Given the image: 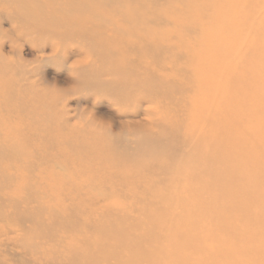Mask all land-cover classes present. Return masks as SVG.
<instances>
[{"label":"rangeland","instance_id":"obj_1","mask_svg":"<svg viewBox=\"0 0 264 264\" xmlns=\"http://www.w3.org/2000/svg\"><path fill=\"white\" fill-rule=\"evenodd\" d=\"M0 264H264V0H0Z\"/></svg>","mask_w":264,"mask_h":264},{"label":"bare ground","instance_id":"obj_2","mask_svg":"<svg viewBox=\"0 0 264 264\" xmlns=\"http://www.w3.org/2000/svg\"><path fill=\"white\" fill-rule=\"evenodd\" d=\"M100 2H102V1H100ZM113 4V3H112ZM111 4V5H112ZM198 4V3H197ZM123 8V7H122ZM130 13V12H129ZM133 18H135V17H133ZM66 22V21H65ZM121 22V21H120ZM80 23H81V21H80ZM80 25V24H79ZM95 25V24H94ZM77 31H79V29H77ZM107 42H109V41H107ZM151 44V43H150ZM151 48V47H150ZM104 50V49H103ZM117 54V52L115 53V51H111V50H108L107 49V51H106V55L108 56V58H111L112 60H114L113 59V57L115 56ZM114 66L116 67V65L114 64ZM120 67L119 68H121L122 70H124L126 73H128V67H127V65H119ZM118 67V66H117Z\"/></svg>","mask_w":264,"mask_h":264}]
</instances>
